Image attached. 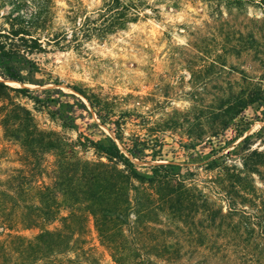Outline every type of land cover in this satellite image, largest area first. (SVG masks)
Returning a JSON list of instances; mask_svg holds the SVG:
<instances>
[{"label":"rangeland","instance_id":"obj_1","mask_svg":"<svg viewBox=\"0 0 264 264\" xmlns=\"http://www.w3.org/2000/svg\"><path fill=\"white\" fill-rule=\"evenodd\" d=\"M77 1L87 12L99 8L103 2L53 0L55 25H66L65 15ZM144 1L149 7L144 10L146 16L129 24L127 29L103 40L85 41L80 47L30 56L41 75L31 76V83L25 85L8 84L40 91L52 87L37 85L48 75L50 79H57V87L63 92L75 94L85 103L84 97L71 87L98 97L117 117H125L122 129L126 137L162 145L161 162H187L214 209L221 208L223 214H228L229 207L237 208V212L223 219L220 230L207 228L203 218L194 220L193 226L152 224L156 229H163L162 234L156 232L157 243L172 245L175 264H264V257L256 262L255 257H244L240 252L242 247L264 245V168H261L262 177L245 171L238 157L226 156L233 148L228 145L216 156H210V160L216 157L218 165H233L234 169L208 170L204 158L190 160L180 147L192 143L207 151L206 144L229 113L226 112L228 106H234L251 90H264V4L261 0ZM12 6V1L0 0V24L1 15ZM30 8L26 2L20 9L27 14ZM18 63L24 74H28L23 60ZM20 101L31 110L41 128L56 131L65 141L76 140L74 129L62 126L58 118L44 111H35L26 99ZM252 107L255 115L264 117L261 114L264 107ZM246 113L251 119L252 110ZM263 126L264 119L251 121L235 143L250 135L251 149H264L252 134L260 130L257 137H264ZM101 129L110 134L106 127L101 126ZM76 151L83 159H96L91 150L76 148ZM28 155L0 126V189L22 175L19 169H32L38 163L43 173L34 176V180L50 183L47 176H51L55 156L51 152L36 158ZM39 157L43 160H37ZM154 163L158 160L140 165ZM65 214L66 211L60 209L59 215ZM59 225L53 222L42 227L53 230ZM244 229H252L253 233L247 235ZM12 230L10 235L26 239L40 232V228L25 230L19 225ZM84 238L87 244L78 242L71 250L50 255L47 262L72 264L75 259L79 264H115L110 252L100 245L92 225ZM6 239L8 231L0 234V241ZM144 240L150 243L149 239ZM138 243L139 248L149 247V244L142 247ZM138 251L134 253L135 259H154L152 249ZM8 253L5 264H22L23 261L16 260L15 253L10 250Z\"/></svg>","mask_w":264,"mask_h":264},{"label":"trees","instance_id":"obj_2","mask_svg":"<svg viewBox=\"0 0 264 264\" xmlns=\"http://www.w3.org/2000/svg\"><path fill=\"white\" fill-rule=\"evenodd\" d=\"M9 1L13 6L1 15L0 24V126L6 136L24 147L29 157L51 152L55 159L51 176H47L50 183L34 180V176L43 173L38 163L32 169H19L22 175L0 189V234L8 231V239L0 241V264H5V257L10 254L8 250L15 253L16 260L23 261L22 264L39 261L49 264L50 255L71 250L78 242L87 244L83 236L88 233L89 225L115 264H175L172 245L157 243L156 232L162 234L163 229H156L152 224L193 226L194 220L203 218L207 228L220 230L223 219L237 212V208L229 207L228 214H223L221 208L214 209L199 188L195 173L189 171L187 162H161L162 145L126 137L122 129L125 117H117L101 99L71 87L84 97L85 103L75 94L63 92L57 87V79H50L48 75L37 85L52 87L40 91L8 84L25 85L31 83V76L41 75L30 56L80 47L91 39L103 40L146 16L144 10L149 8L148 3L144 0H103L99 8L87 12L77 1L75 6L70 5L65 15L66 25L57 26L53 19V0ZM261 1L264 4V0ZM26 2L31 8L24 14L20 8ZM20 60L28 74H24L18 63ZM20 99L29 101L35 111H44L58 118L62 126L74 129L76 140L65 141L56 131L41 128ZM254 105L264 107V90H251L234 106H228L226 112L229 113L208 140L207 151L192 143L180 145L186 158H204L208 170H233V165H218L216 157L210 160V156L232 145L226 156L238 157L245 171L262 177L264 149H251L250 135L235 143L251 121H263L264 117L255 115ZM247 110H252L251 119L247 118ZM259 131L252 134L264 145V137H257ZM76 148L91 150L96 159H83ZM40 159L43 160L37 158ZM156 160L158 163L140 165ZM60 209L66 211L64 216L59 215ZM53 222H58L59 227L53 230L42 227ZM18 225L25 230L40 228V232L32 239L10 235ZM244 233L249 235L253 231L244 229ZM145 238L150 243H145ZM138 241L142 247L147 244L149 247L139 248ZM139 249H152L154 259H135L134 253ZM240 250L244 257H255L256 262L264 257V245ZM71 263L79 264L75 259Z\"/></svg>","mask_w":264,"mask_h":264}]
</instances>
